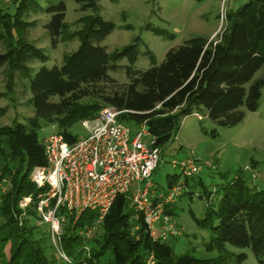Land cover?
I'll return each mask as SVG.
<instances>
[{
  "label": "trees",
  "instance_id": "1",
  "mask_svg": "<svg viewBox=\"0 0 264 264\" xmlns=\"http://www.w3.org/2000/svg\"><path fill=\"white\" fill-rule=\"evenodd\" d=\"M8 1V7L0 6V43L4 49L0 69L5 70L10 94L14 77L23 80L33 117L26 125L0 127V178L10 180L8 190L0 192V264H62L51 252L46 225H35L33 203L39 191L29 174L34 167L45 165L38 138L39 120L57 125L56 133L71 144L76 140L68 133L71 126L92 119L103 107H112L120 112L117 121L128 128L144 123L154 145L161 149L177 135L182 119L193 113H203L215 126L228 128L258 108L264 86V78L255 77L264 70V0H246L240 6L227 7L225 26L215 39L190 38L167 50L159 64L139 37L118 50H106L102 43L115 26L99 15L97 0H73L80 12H88L78 20L81 27L73 33L64 23V1L55 5L48 2L44 12L49 18L43 28L51 48L74 38L79 45L62 56L59 66H41L34 75L30 65H44L48 57L26 41L24 35L32 23L24 16L42 7L39 0ZM142 30L174 39L173 34L149 24ZM140 47L145 48L143 54L149 62L144 71L134 69ZM120 60L127 62L122 67L128 80L124 85H117L108 76L120 68ZM167 178L165 189L176 183V176ZM27 196L32 204L20 223L17 203ZM200 197L207 204L203 218L194 221L200 229L209 231L203 248L207 253L215 252V257L175 255L170 240L164 244L150 242L140 219L134 239L130 235L133 223L128 197L119 195L90 241L94 264H146L150 254L154 264H231L233 260L242 264L245 254L229 257L225 254L227 246L248 249L257 264H264V186L249 185L239 171L228 184L215 189L212 199L205 191ZM168 214L174 216L173 211ZM96 216V212H84L72 230L65 228L62 246L68 256H74L82 244L83 226Z\"/></svg>",
  "mask_w": 264,
  "mask_h": 264
},
{
  "label": "rangeland",
  "instance_id": "2",
  "mask_svg": "<svg viewBox=\"0 0 264 264\" xmlns=\"http://www.w3.org/2000/svg\"><path fill=\"white\" fill-rule=\"evenodd\" d=\"M59 1L61 0H39L42 10L31 11L24 16L26 22L32 23L24 35L26 41L40 48L48 57V61L44 65L36 62L30 65L34 69L33 75L41 66L46 68L59 66L64 54L74 52L78 48L79 42L75 38L60 42L55 48L50 46L49 38L43 28L49 18L44 9L48 2L55 5ZM62 1L66 8L64 23L67 26V31L73 33L81 27L78 20L88 15V12H80L73 0ZM245 1L228 0V3L221 8V0H116L114 3L110 0H97L99 15L115 26L102 45L108 52H112L130 44L134 38L139 37L159 64L167 50L181 45L190 38L215 39L225 26L224 15L227 13V7L240 6ZM8 5V0H0L1 7L6 8ZM146 24L173 34L174 39L167 40L142 30ZM126 25L131 28L124 29ZM3 51V46L0 43V53ZM144 51V47L139 48V55L134 64L135 70L144 71L149 68L148 59L143 54ZM117 65L120 68L110 71L108 76L117 85H124L128 80L122 67L126 66L127 62L120 60ZM4 71V69H0V127H9L16 123L26 125L28 120L33 117V108L28 104L29 91L23 80H19L16 76L14 77V91L13 94H10L6 88ZM255 77L264 78V70L258 72ZM53 101L56 102L57 99L54 98ZM88 101V99L83 100V102ZM199 115L202 116L200 120L192 114L182 119L177 135L161 147L159 164L151 177L153 183L166 187L167 176H176L175 184L183 183L184 179L179 171L172 169L169 162L193 158L200 165V172L187 180L188 185L197 183L192 187L194 189L192 193L200 194L205 191L211 193L210 198L212 199L215 189L228 184L239 171H243L249 185L264 186V86L261 90L257 110L247 113L244 120L236 126L217 127L203 113ZM80 122L68 129V133L75 138L86 135ZM38 126V138L41 143L48 136L59 131L57 125L44 120H39ZM129 129L132 137L141 128L139 125H130ZM144 130L146 131V128ZM212 132H215L214 136H212ZM144 141L146 142L145 138ZM215 197L218 199L220 193ZM172 211L174 216L170 215L180 231L179 237L169 241L173 246L174 254H190L196 258L215 257V252L207 253L203 248V243L208 240L209 231L200 229L194 221V219L203 218L205 203L191 194V199L185 196L178 199L175 209H171ZM137 221L131 215L130 223H133V226L130 235H133L134 239H137L134 233L135 228H138ZM49 246L53 252L50 244ZM7 251L8 245L5 248V253ZM225 251L226 255L233 258L239 254H245L246 259L242 264H257L248 249L227 246ZM70 258L73 263L77 264L80 256H70ZM230 263L234 264V260Z\"/></svg>",
  "mask_w": 264,
  "mask_h": 264
},
{
  "label": "built area",
  "instance_id": "3",
  "mask_svg": "<svg viewBox=\"0 0 264 264\" xmlns=\"http://www.w3.org/2000/svg\"><path fill=\"white\" fill-rule=\"evenodd\" d=\"M227 3L228 0H221V8ZM119 114L112 107L101 108L92 119L80 122L86 135L71 144L61 135L51 134L42 142L45 165L34 167L29 174L30 182L39 191L33 203L35 225L47 226L49 243L62 264H75L62 246L65 228L72 230L84 212H96V218L83 226L82 244L73 256H80L77 264H94L90 241L119 195L128 197L132 218L142 221L150 242L160 244L180 236L179 228L168 214L178 199L193 194L207 204L185 182L165 190L155 188L151 177L158 167L161 149L144 130V123L131 137L130 129L117 121ZM192 115L202 119L197 113ZM169 164L184 180L200 172V165L193 158L171 160ZM9 187L10 180L0 178V192L5 193ZM17 204L21 223L32 199L23 197ZM146 264H154L152 254Z\"/></svg>",
  "mask_w": 264,
  "mask_h": 264
},
{
  "label": "crops",
  "instance_id": "4",
  "mask_svg": "<svg viewBox=\"0 0 264 264\" xmlns=\"http://www.w3.org/2000/svg\"><path fill=\"white\" fill-rule=\"evenodd\" d=\"M152 182H153V181H152ZM153 184H154L155 188H160V189H161V188H164V190H165V187H161V186H159V185H157V184H155V183H153ZM186 184H187L188 188L190 189V191H194V189H193L192 187L197 185V183L190 184V185H188V183H186ZM166 189H167V188H166ZM176 202H177V201H176ZM176 202H175V204L173 205L172 210L175 209Z\"/></svg>",
  "mask_w": 264,
  "mask_h": 264
}]
</instances>
